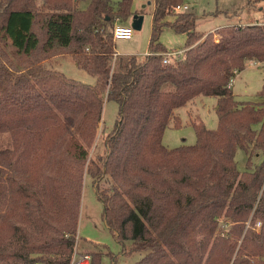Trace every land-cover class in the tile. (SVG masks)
Masks as SVG:
<instances>
[{"label": "trees", "instance_id": "trees-1", "mask_svg": "<svg viewBox=\"0 0 264 264\" xmlns=\"http://www.w3.org/2000/svg\"><path fill=\"white\" fill-rule=\"evenodd\" d=\"M133 2L0 0V134L15 137L12 151L0 150V263L69 264L88 175L108 229L143 255L135 264H264V160L252 161L264 153V103L239 102L229 88L248 63L264 65V23L206 34L193 13L176 11L186 0H154L151 55L115 57L114 28ZM167 27L186 43L183 58L164 64ZM56 48L70 49L94 85L46 69L39 54ZM201 96L219 100L217 129L195 121V145L165 147L177 111ZM108 102L118 116L106 153L90 159ZM32 121L37 146L21 166L16 134ZM221 222L228 236H218ZM13 242L18 253L6 250Z\"/></svg>", "mask_w": 264, "mask_h": 264}, {"label": "rangeland", "instance_id": "rangeland-1", "mask_svg": "<svg viewBox=\"0 0 264 264\" xmlns=\"http://www.w3.org/2000/svg\"><path fill=\"white\" fill-rule=\"evenodd\" d=\"M118 3L122 0H110ZM185 4L189 7L191 13L195 16V30L203 33H215L216 31L238 25H254L264 23V0H186ZM155 7L154 0H134L132 12L133 15L125 23L133 27L134 17L144 18L141 30H135L134 37L131 40H116L115 51L118 56H137L140 60L145 58L149 53L150 39L152 34L153 11ZM120 25L119 22L115 26ZM223 30V29H222ZM220 30V31H222ZM220 33V32H219ZM220 39L219 34L215 36ZM160 42L168 51L183 50L186 43V35L178 34L171 28H165ZM12 59L15 58L11 54ZM42 65L49 70L63 73L67 78L75 81L94 85L95 78L75 63L70 49L56 48L50 55L39 54ZM16 60V59H14ZM16 62V61H15ZM17 64V62H16ZM19 69H23L21 63ZM264 86V69H259L256 65L247 66L235 79L234 93L239 102H250L260 104L264 102L262 95ZM218 101L215 97H198L192 103L177 111V116L181 121L180 127L170 123L166 129L163 145L169 149H174L183 145H195L197 136L193 127V122L201 121L208 130H216L218 127L217 116ZM118 105L114 102H108L104 106L103 121L105 125L100 124L97 138L93 146L89 149L90 159L96 158L97 155H104L106 149L104 146L105 136L115 125L118 116ZM31 128L27 135L17 133V139L23 138V147L21 152L24 155L19 161V165L27 166L34 154L37 146V139L34 138V121L30 122ZM70 128L69 123L66 124ZM50 128V127H49ZM14 134L7 131L0 134V150L14 149ZM25 149V150H24ZM248 155L239 150L236 154L237 169L243 173L248 171ZM264 160V153L260 152L253 156L254 166H258ZM47 166L42 168V178L50 174ZM43 182V181H42ZM96 181L88 175H85L82 190L81 213L78 225V233L73 249L82 254H89L99 264V257L102 259L101 264H135L141 260L142 254L133 253L131 242H125L123 246L115 234L107 227L103 219V204L97 198ZM261 227L260 223L256 224L257 230ZM232 228L231 224L221 222L218 230V236H228ZM199 238V237H198ZM7 247V251L19 252L17 243ZM73 255V254H72ZM98 255V256H97ZM47 258V256H45ZM45 257L36 264H47ZM41 258V257H40ZM0 264H15L11 261L1 262Z\"/></svg>", "mask_w": 264, "mask_h": 264}, {"label": "built area", "instance_id": "built-area-1", "mask_svg": "<svg viewBox=\"0 0 264 264\" xmlns=\"http://www.w3.org/2000/svg\"><path fill=\"white\" fill-rule=\"evenodd\" d=\"M189 7L184 4L182 6H178L176 8V11H188ZM135 30L128 26V25H117L114 28V39L116 40H131L134 37ZM185 50L180 51H168L164 53V64H169L172 60L181 59L184 57ZM151 53H147L145 56H150ZM118 56V53L115 54V57ZM255 65L259 66L258 64L254 63ZM239 74L236 72V76L231 79L229 83V88H231L234 85L235 79ZM92 263V257L89 254H82L80 252L74 251L72 255L71 262L69 264H91Z\"/></svg>", "mask_w": 264, "mask_h": 264}, {"label": "water", "instance_id": "water-1", "mask_svg": "<svg viewBox=\"0 0 264 264\" xmlns=\"http://www.w3.org/2000/svg\"><path fill=\"white\" fill-rule=\"evenodd\" d=\"M143 22H144L143 17H139V16L134 17V23H133L134 29L141 30Z\"/></svg>", "mask_w": 264, "mask_h": 264}, {"label": "crops", "instance_id": "crops-1", "mask_svg": "<svg viewBox=\"0 0 264 264\" xmlns=\"http://www.w3.org/2000/svg\"><path fill=\"white\" fill-rule=\"evenodd\" d=\"M183 50H185V49H183ZM119 55V54H118ZM252 66V65H255L253 62H250V63H248V65L247 66ZM257 66V65H256ZM259 69H264V65L263 66H257ZM231 89H232V91H233V94H234V97L236 98V95H235V93H234V85L231 87ZM237 100V99H236ZM217 101H219L218 99H217ZM238 101V100H237ZM192 103V102H191ZM262 103H264V102H262ZM218 108V107H217ZM164 138V137H163Z\"/></svg>", "mask_w": 264, "mask_h": 264}]
</instances>
